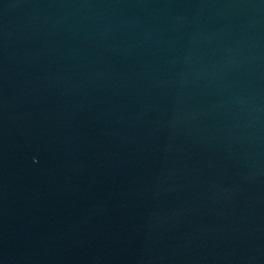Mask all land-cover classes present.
I'll return each mask as SVG.
<instances>
[{"label": "water", "instance_id": "1", "mask_svg": "<svg viewBox=\"0 0 264 264\" xmlns=\"http://www.w3.org/2000/svg\"><path fill=\"white\" fill-rule=\"evenodd\" d=\"M0 264H264V0H0Z\"/></svg>", "mask_w": 264, "mask_h": 264}]
</instances>
